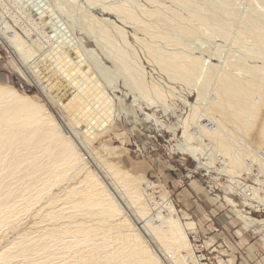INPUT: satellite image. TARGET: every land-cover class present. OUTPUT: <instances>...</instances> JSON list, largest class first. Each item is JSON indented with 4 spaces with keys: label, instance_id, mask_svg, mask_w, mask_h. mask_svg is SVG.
Wrapping results in <instances>:
<instances>
[{
    "label": "bare ground",
    "instance_id": "6f19581e",
    "mask_svg": "<svg viewBox=\"0 0 264 264\" xmlns=\"http://www.w3.org/2000/svg\"><path fill=\"white\" fill-rule=\"evenodd\" d=\"M56 1L63 12L52 0H19L25 11L17 13L26 14L18 17L25 22L22 29L18 19L11 24L0 9V41L19 62L20 66L13 62L16 70L61 104L70 123L66 130L45 103L14 84L0 82V264H162L166 255L173 264L197 262L192 257L188 263V230L194 224L182 223L167 200L133 210L137 224L131 226L121 222L107 228L78 219L104 213L121 217L144 197L136 176L104 159L92 140L125 110V100L118 97V110L108 91L117 88L113 84L119 78L138 99L153 94L147 104L154 112L174 111V88L189 89L204 106L197 109L196 102L186 101L190 112L181 120L185 140L179 147L201 163H224L218 169L232 173L230 187L247 190L250 199L262 203L254 193L259 189L264 194V0H150L152 8L141 0L136 1L143 4L84 0L102 13L79 0ZM124 24L133 27L131 36ZM74 25L93 38L94 50L81 44ZM201 28L205 34L229 38L226 42L232 45L238 43L245 53L232 62L233 46L217 44L212 53L219 62H208L204 53L191 47L211 43L194 35ZM137 47L151 70L140 63ZM249 55L263 60L251 63ZM201 114L210 116L216 127L199 122L196 116ZM188 126L196 129L192 132ZM88 156L96 160L98 172L88 167ZM254 164L259 169L253 170ZM203 168L209 171L207 165ZM243 172L258 185L246 184L239 176ZM81 174L79 183L71 184ZM161 206L168 208L166 214H161ZM238 207L245 221H264ZM29 217L39 218L37 228L27 226ZM145 236L156 244L149 246Z\"/></svg>",
    "mask_w": 264,
    "mask_h": 264
},
{
    "label": "rangeland",
    "instance_id": "374dc122",
    "mask_svg": "<svg viewBox=\"0 0 264 264\" xmlns=\"http://www.w3.org/2000/svg\"><path fill=\"white\" fill-rule=\"evenodd\" d=\"M4 1L2 4L0 2V9L5 12L4 17H6L11 24H15L14 20H17L20 16L26 17V14L23 13L25 11L24 7L21 8L22 5H18L20 3L19 0ZM139 1L135 0L136 3L143 2L145 4L144 6L152 8L150 0ZM159 1L163 2L164 0ZM16 2L17 4H15ZM52 2L58 8L57 10L63 12L57 1V3L55 0H52ZM79 2L86 8L93 10L94 13H102V11L99 10V7L87 5L84 0H79ZM252 2L254 1L252 0ZM131 6L134 9H139V6L137 7L136 4L131 3ZM16 7L19 9H16ZM18 10L23 12L18 14ZM10 13L12 14L10 15ZM144 20L147 21L149 19L144 17ZM18 24L21 25L22 29L25 22L19 18ZM124 26L131 36L133 27L126 24H124ZM21 29H19L20 32H22ZM74 31L75 35L79 38L81 44L86 49H90V51L95 49L96 45L91 36L87 37L85 32L77 27V25H74ZM199 32L198 35L196 33L194 35L202 36L203 40H208L211 43H205V45L200 48V43H193L191 44V47H194L196 52L204 53L208 62H219L218 57L212 53L214 52L213 48H216L218 45L222 48L231 46L232 43L226 42L229 38H221V36L217 37L214 32H209L212 34L209 36V33L205 34V28H201V31ZM32 36L33 38L37 37L35 33H33ZM213 36L215 38H213ZM82 37H84V40ZM232 46L230 56H234L232 62H235L239 57L243 56L245 51L243 52V49L240 48L238 43L233 44ZM44 47L45 46H43V48ZM137 48L138 58L139 60L141 59L140 63L145 65L144 67L147 68V70H151V64L148 63L149 61L147 60V57L144 56V52L140 50V47ZM0 52L2 53L0 59V82L14 84L22 92H27L29 90L27 93L31 94L36 100L45 103V107L50 109L61 126L68 130L70 128V123L67 122L68 111H65L61 104L43 94L42 90L34 82L30 83V81L21 76L13 65V62L15 61V63L20 66L19 62L16 59H11L12 54L10 50L4 46L1 41ZM97 53L99 58L102 59L103 56L99 54V52ZM249 54L251 55L252 53ZM250 55L247 60L251 63H260L261 60H263L262 58ZM249 57H252L253 59H250ZM106 62L107 64L112 65V62L109 60H106ZM199 82H201V80ZM113 85H117V88L111 87L112 91L109 88L108 91H110V94L115 97V106L117 104L118 106H116V108H118L121 105L119 98L121 100L124 99L123 107L125 110H122V113H118L119 118L115 120V123L111 124V127H109L108 130L102 131L97 138L92 140V146L103 155L104 159L114 161L122 170H126L135 175L138 182L141 184L144 197L139 201H136L132 208L130 207L125 212H122L121 217H113L104 213L92 214L91 216L79 215L78 219H87L94 226H107V228L119 227L121 222H126V224L131 226V223L137 224V218H133V215L131 214L133 210L139 212L141 209H146L147 206L149 208V206H151L149 203L155 204L157 201L161 203L167 200V203L172 206L170 207L172 212L176 213L182 223L190 221L194 224V228L188 230V239L190 242L188 263L193 257L197 262L191 261L190 264H210L207 263L209 262L208 260L205 262L200 261L198 257L195 258L194 252L196 251V248H201L205 250L207 255L208 250L211 252L208 258L213 264H264V239L259 231L255 232L256 229H261L258 220L251 219L247 222L240 218L239 213H237L236 210V204L238 205V203H240L239 199L229 195L220 183L219 179H224L223 174L228 176L229 179V174L232 173L218 169L224 163H218L216 160L213 164L210 163L211 161L208 162V160L206 163H201L196 157L188 153L186 149L179 147L185 140V137L183 136L184 124H182L181 120L183 116L190 112L189 103L196 102L197 92L194 94L186 88L179 90L174 88L173 93L176 95L172 93L170 97V103L173 104L174 111L170 109L167 113H163L161 110L154 112V109L147 104V102L154 99L153 94H147L145 97L142 96L141 99H138L133 95V92H127V88L120 78L117 84ZM20 87L22 89H20ZM181 90L182 92H180ZM178 94H181V96ZM181 98H183V103ZM156 100L157 99L155 98V101ZM157 101L160 102V100ZM186 101L189 103H186ZM200 102L201 101L196 102V104H198L197 109L200 105L202 107L204 106L203 102ZM182 108L183 110L181 111L180 109ZM187 110L189 111L187 112ZM145 112L153 114V117L149 119L146 118ZM204 114L205 113L203 112V115ZM154 116L157 120H160V123L155 121L156 118ZM207 116L208 115L202 116L201 114V117L200 115L196 116V119L199 122L201 121L203 125L214 129L216 127L214 124L215 122L212 121L210 116ZM169 122L175 124H173L172 127H169ZM232 126L233 125H229L228 127H231L230 129H232ZM188 128H190L192 132L194 128L196 129V127L193 128L190 126H188ZM204 158L208 157L205 156ZM87 162L89 168L96 172L99 171L95 159L93 160L88 156ZM205 165H207L209 171H206L203 168ZM257 168L259 169V166L254 164L253 170H256ZM260 173L263 174L262 171H260ZM81 176L82 174L80 176L76 175V179L74 178L71 181V184L77 185ZM103 179L105 180V178ZM247 180H251L253 183L251 177ZM225 183H227V180ZM208 184L214 185L212 189H215L216 186H218V188L213 191ZM246 184L252 185L249 182H246ZM254 185L257 186L258 184L256 183ZM254 196L258 198L260 202L264 203L261 199L264 198V194L261 190L257 189ZM162 207L163 206H161L160 209L161 214H166L168 211L165 212V210H168V208L164 207L165 209H163ZM238 208H240V206ZM240 210L242 213L250 217L264 219V215H259V213L250 214L241 208ZM121 219L125 220L121 221ZM27 220L28 227L37 228L36 221H38L39 218L29 217ZM145 237L149 246L152 247L156 244L152 238ZM169 257L170 256L167 255L164 256L160 262L162 264H173Z\"/></svg>",
    "mask_w": 264,
    "mask_h": 264
},
{
    "label": "built area",
    "instance_id": "2783aa9c",
    "mask_svg": "<svg viewBox=\"0 0 264 264\" xmlns=\"http://www.w3.org/2000/svg\"><path fill=\"white\" fill-rule=\"evenodd\" d=\"M2 57V53L0 52V59ZM263 155V154H262ZM246 172H243L241 174H239V176L242 180H247L245 177ZM224 179H219L221 185H223L224 189L229 193V195L233 196L234 198L239 199L240 203H238V205L240 206V208L244 211H247L248 213L252 214V213H259V215H264V203H258L254 198L250 199L249 196H247L248 193L247 190H242L241 192L238 190H235L233 188L230 187V185L228 183H225L226 180H228V176L224 175ZM225 180V181H224ZM263 180V179H262ZM249 183H251L252 185H254L251 180H247ZM264 181V180H263ZM211 188V190H215L218 188V186H216L215 189H212V187L214 186L213 184H208ZM261 229H256L255 232L260 233V235H262V238L264 239V223L263 222H259ZM208 255L206 254L205 250L201 249V248H196V251L194 252V256L195 258L198 257L200 261H205L208 260L210 264H213V262L210 261L209 254L211 253L209 250L207 251Z\"/></svg>",
    "mask_w": 264,
    "mask_h": 264
},
{
    "label": "trees",
    "instance_id": "16d2710c",
    "mask_svg": "<svg viewBox=\"0 0 264 264\" xmlns=\"http://www.w3.org/2000/svg\"><path fill=\"white\" fill-rule=\"evenodd\" d=\"M20 89H22V88L20 87ZM25 91H26V90H25ZM27 92H29V90H28Z\"/></svg>",
    "mask_w": 264,
    "mask_h": 264
}]
</instances>
